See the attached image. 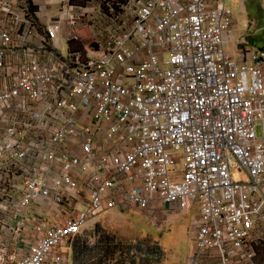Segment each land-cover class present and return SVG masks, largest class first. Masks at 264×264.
Returning a JSON list of instances; mask_svg holds the SVG:
<instances>
[{"label": "built area", "instance_id": "2783aa9c", "mask_svg": "<svg viewBox=\"0 0 264 264\" xmlns=\"http://www.w3.org/2000/svg\"><path fill=\"white\" fill-rule=\"evenodd\" d=\"M233 16L0 0V264H68L102 214L193 206L186 264H264V50Z\"/></svg>", "mask_w": 264, "mask_h": 264}, {"label": "rangeland", "instance_id": "374dc122", "mask_svg": "<svg viewBox=\"0 0 264 264\" xmlns=\"http://www.w3.org/2000/svg\"><path fill=\"white\" fill-rule=\"evenodd\" d=\"M251 35H245L244 49H264V32L258 31L250 39ZM231 176L234 181L244 179L234 168ZM196 216L195 206L188 212L158 207L149 212H109L100 216V223L89 224L92 237L87 247L72 252L68 264H83L91 251H103V258L90 264H186L193 245L190 222Z\"/></svg>", "mask_w": 264, "mask_h": 264}, {"label": "crops", "instance_id": "0c3cea01", "mask_svg": "<svg viewBox=\"0 0 264 264\" xmlns=\"http://www.w3.org/2000/svg\"><path fill=\"white\" fill-rule=\"evenodd\" d=\"M230 2L232 4V8L234 12L232 29H233V33L235 34V37L239 34L245 33L246 25L249 26V30L252 32L250 39L256 36L255 35L256 32L258 31L264 32L263 30L264 18H263V11L260 5V0H230ZM233 44H234L233 42H230L226 46V50L228 52L232 51L231 49L233 47ZM260 50H264V49H260ZM112 211L120 213L117 210H112ZM112 211H109V212H112ZM105 214H102V215H105ZM100 216L96 217L91 222L94 221V223H100L101 221L99 219ZM114 216H116V213H114Z\"/></svg>", "mask_w": 264, "mask_h": 264}]
</instances>
